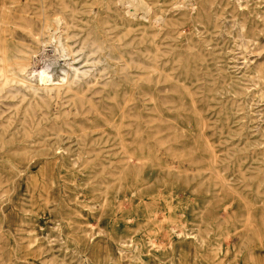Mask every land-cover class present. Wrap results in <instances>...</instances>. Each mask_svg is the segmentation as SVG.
<instances>
[{
    "label": "rangeland",
    "instance_id": "obj_1",
    "mask_svg": "<svg viewBox=\"0 0 264 264\" xmlns=\"http://www.w3.org/2000/svg\"><path fill=\"white\" fill-rule=\"evenodd\" d=\"M1 7L34 53L1 106L0 264H181L180 243L196 264H264V0Z\"/></svg>",
    "mask_w": 264,
    "mask_h": 264
},
{
    "label": "bare ground",
    "instance_id": "obj_2",
    "mask_svg": "<svg viewBox=\"0 0 264 264\" xmlns=\"http://www.w3.org/2000/svg\"><path fill=\"white\" fill-rule=\"evenodd\" d=\"M134 1V0H133ZM136 3V2H135ZM139 3V2H138ZM132 5V4H131ZM140 6V5H139ZM5 7V6H4ZM11 7V6H10ZM120 7V6H119ZM132 7V6H131ZM122 8V7H121ZM104 9V8H103ZM130 9V8H129ZM139 9L136 7V10ZM143 9V8H142ZM9 11V10H8ZM10 12V11H9ZM94 12V11H93ZM130 12V11H129ZM138 12V11H137ZM4 8L1 7L0 8V22H2L4 24L5 20L7 21V19H4L2 17H4ZM19 13V12H18ZM136 13V12H134ZM7 14V13H6ZM17 14V13H16ZM26 15V14H25ZM13 16V15H12ZM7 18V17H6ZM19 18V17H18ZM27 20V19H26ZM29 20V19H28ZM27 20V21H28ZM57 20V19H56ZM29 22V21H28ZM161 23V22H160ZM49 26V25H48ZM68 27V26H67ZM5 27H3L2 24H0V125H2L1 123H4L7 121V119L5 120V117L3 116V113L5 111H2V107L1 106H7L8 103L7 101L9 100V96H10V93H11V90L10 88H17L19 86H23L22 84V77H24V74L28 72L29 70V67H31V55L34 53V50H32V48L29 47V45H25L24 43L23 44H20V43H15V42H10L8 39L5 38V34L8 32V30H5L4 29ZM27 29V28H26ZM27 31V30H26ZM56 34V33H55ZM40 32H37L36 31H29L28 33V37L31 39V41L33 42V44H38L40 42ZM64 38V37H62ZM66 38V37H65ZM68 38V37H67ZM59 39V38H58ZM61 39V38H60ZM53 46V45H51ZM66 47V46H65ZM37 51V50H36ZM69 55V54H68ZM49 56V55H48ZM47 56V57H48ZM35 57V56H34ZM36 58V57H35ZM52 58V56H51ZM79 58V57H78ZM81 58V57H80ZM84 59V57H83ZM78 60V59H77ZM33 61V60H32ZM31 62V63H30ZM35 62V61H34ZM65 62V61H64ZM70 63V62H69ZM38 64V63H37ZM67 64V63H66ZM36 65V64H35ZM65 65V64H64ZM40 67V64L39 65H36L35 68H39ZM33 71V70H32ZM63 71V70H62ZM65 71V70H64ZM77 71V70H76ZM82 72V71H81ZM37 74V73H36ZM40 74V79L41 81H45L47 78V74L42 71ZM38 75V74H37ZM63 80V79H62ZM26 81V80H25ZM26 84V83H25ZM30 84V83H29ZM43 84V83H42ZM45 84V82H44ZM43 84V85H44ZM86 84V82H85ZM91 84V83H90ZM13 85H15L13 87ZM27 85V84H26ZM37 85V84H36ZM81 86V85H80ZM37 87V86H36ZM51 87V86H50ZM45 88V87H44ZM48 88V87H47ZM54 88V87H53ZM69 88V87H68ZM80 88V87H79ZM27 90V89H26ZM15 91V90H14ZM13 91V92H14ZM21 91V90H20ZM23 91V90H22ZM50 91V90H49ZM53 91V90H52ZM80 91V90H79ZM101 92L103 90H100ZM99 91V92H100ZM37 92V91H36ZM35 92V93H36ZM44 92V91H43ZM84 92V91H83ZM21 93V92H20ZM46 93V92H45ZM55 93V92H54ZM12 94V93H11ZM63 94V92H62ZM78 94V93H77ZM76 94V98H78V95ZM22 95V94H21ZM48 95V94H47ZM81 95V94H80ZM13 96V95H11ZM17 96V95H16ZM20 96V95H19ZM27 96V95H26ZM41 98V96H38ZM45 97V96H44ZM15 98V97H14ZM70 98V97H69ZM73 98V97H72ZM53 99V98H52ZM18 100V98H17ZM22 102H24L26 100V97L25 96H22V98L19 99ZM71 100V98H70ZM127 100V99H126ZM42 101V100H41ZM89 100H86L85 98H80L78 99V101L76 102V109L77 111H80V112H83L85 111V109H88L87 108V105L89 104L88 102ZM39 102V101H38ZM47 102V103H46ZM92 102V101H91ZM34 103V102H33ZM42 103V102H41ZM43 103H46V105H48V98L47 100H43ZM127 103V102H126ZM39 104V103H38ZM37 104V105H38ZM128 104V103H127ZM122 107V105H119ZM126 106V105H125ZM91 108L90 110L88 111H91L93 109H95L94 107H89ZM123 108V107H122ZM195 108V107H194ZM22 114L24 115L22 118H20V121H19V124L23 126V124H26L27 123V118L25 117L26 113L30 112L31 110L34 112L35 111V107L30 103H26L23 107H22ZM181 109V108H179ZM79 112V113H80ZM191 112V110H190ZM36 113V112H35ZM89 113V112H88ZM87 113V114H88ZM194 113V112H193ZM78 114V113H77ZM197 114V113H196ZM194 113V115H196ZM9 116V115H8ZM7 118V117H6ZM106 118V117H105ZM9 119L10 117H8V122L9 123ZM4 120V121H3ZM3 121V122H2ZM104 122V121H103ZM106 123V122H105ZM109 124H111V122L108 121ZM120 127V126H119ZM3 128H7L6 126H1V129H0V133H6ZM8 129V128H7ZM28 130V129H27ZM138 132V131H137ZM27 133V132H26ZM123 135V134H122ZM154 135V134H153ZM149 137V136H148ZM147 137V138H148ZM36 138V137H35ZM145 138V137H144ZM0 139L1 141H12L13 139L12 138H9V137H5L3 134L0 135ZM123 139V138H122ZM145 140V139H144ZM148 140V139H147ZM158 142V141H156ZM161 142V141H160ZM155 145V144H154ZM161 145V143H160ZM163 145V144H162ZM155 148V147H154ZM172 149H170V152H171ZM174 151V150H173ZM214 151V149H213ZM212 151V153H213ZM34 152L36 153H39L40 151L39 150H33L32 153L34 154ZM169 152V153H170ZM131 155V154H130ZM147 160V159H146ZM150 160V159H149ZM182 160V159H181ZM137 163V162H136ZM195 164V163H194ZM54 168V167H53ZM104 168V167H103ZM168 168V167H167ZM174 168V167H173ZM17 169V168H15ZM179 169V168H178ZM209 170V169H208ZM118 171V170H117ZM180 171V170H179ZM203 171V170H202ZM218 171V170H217ZM183 172V171H182ZM199 172V171H198ZM42 173V171H41ZM55 175V172L53 173ZM222 174V173H221ZM42 175V174H41ZM243 175V174H242ZM224 176V175H223ZM261 176V175H260ZM19 177V176H18ZM226 178V177H224ZM229 187V186H228ZM32 188L34 190V192H36L37 190H40L41 188L46 190V195H44L45 197L43 198L45 201L46 204H48L51 200V195L49 192V190L45 189L44 187H41V185L39 184L38 180H35L34 179V184L32 185ZM109 188V187H108ZM4 192V189H3V186H2V183L0 182V196L3 194ZM136 192V191H135ZM139 192V191H137ZM136 192V193H137ZM135 194V193H134ZM43 197V196H41ZM149 198V197H148ZM243 198V197H242ZM126 200V199H125ZM247 200V199H246ZM121 201V200H120ZM129 203V202H128ZM254 205V204H253ZM104 206V205H103ZM161 207V205H158ZM251 208V207H250ZM3 210V209H2ZM36 210V209H35ZM34 210V211H35ZM4 213V210L2 211ZM250 214V213H248ZM102 215H105V214H102ZM247 216V215H246ZM4 217L6 219V221H11L12 217H10V215L4 214ZM60 220H63L64 218H62L61 216H59ZM247 218V217H246ZM258 218V217H257ZM135 221V220H134ZM171 221V219H170ZM250 226V225H249ZM129 227V226H128ZM248 227V226H247ZM172 228V227H171ZM173 229V228H172ZM172 232V231H171ZM174 233V232H173ZM189 233V232H188ZM166 234V233H165ZM164 234V235H165ZM192 234V233H191ZM182 235V234H181ZM180 235V236H181ZM184 235V234H183ZM195 235V233H194ZM209 235V234H208ZM207 235V236H208ZM185 236V235H184ZM187 236V235H186ZM189 236V235H188ZM178 237V235H177ZM191 237V236H190ZM188 238V237H187ZM190 239V238H189ZM120 241V240H119ZM128 243V242H127ZM152 243V242H151ZM204 243V242H203ZM202 243V244H203ZM167 244V243H166ZM204 245V244H203ZM124 246V245H122ZM160 246V245H159ZM164 246V245H163ZM174 246V245H173ZM201 246V245H200ZM155 247V246H154ZM165 247V246H164ZM160 248V247H159ZM120 249V248H119ZM162 249V248H160ZM190 251V246H187L186 243H180L178 245H176V247H173L171 248V250H168L166 253H169L172 257V259H179L181 264H196V261L192 262V261H188L187 257H186V260L183 258V254L185 253V251ZM120 253V252H119ZM193 259H195V257H193Z\"/></svg>",
    "mask_w": 264,
    "mask_h": 264
}]
</instances>
